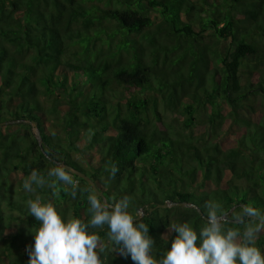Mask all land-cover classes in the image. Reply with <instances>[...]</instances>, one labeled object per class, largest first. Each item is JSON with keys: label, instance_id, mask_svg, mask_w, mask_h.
<instances>
[{"label": "trees", "instance_id": "obj_1", "mask_svg": "<svg viewBox=\"0 0 264 264\" xmlns=\"http://www.w3.org/2000/svg\"><path fill=\"white\" fill-rule=\"evenodd\" d=\"M160 105L185 111V129L206 112L208 129L184 140ZM14 119L42 138L26 122L0 126V264H28L39 223L28 199L87 220V195L102 198L71 173L75 199L59 185L23 190L60 160L108 203L129 196L157 255L172 224L202 225L206 201L264 214V0H0V122ZM104 260L133 264L119 249Z\"/></svg>", "mask_w": 264, "mask_h": 264}, {"label": "clouds", "instance_id": "obj_2", "mask_svg": "<svg viewBox=\"0 0 264 264\" xmlns=\"http://www.w3.org/2000/svg\"><path fill=\"white\" fill-rule=\"evenodd\" d=\"M106 170L114 178L119 169L113 163ZM71 171L62 163L49 168L46 176L33 170L23 180L22 188L36 193L47 187L55 196L59 185L65 192L70 189L75 199L83 189ZM87 202L88 217L84 220L69 218L40 195L26 201L27 215L39 222L31 228L33 243L26 246L28 264H105L104 257L116 249L133 264H264V251L256 244L258 234L264 230V214L252 207L242 206L230 214L219 201H206L202 225L196 227L187 221L172 224L170 246L157 255L149 224L141 220L139 212L130 211L129 196L108 203L89 194ZM105 226L107 238L102 240L100 231Z\"/></svg>", "mask_w": 264, "mask_h": 264}, {"label": "rangeland", "instance_id": "obj_3", "mask_svg": "<svg viewBox=\"0 0 264 264\" xmlns=\"http://www.w3.org/2000/svg\"><path fill=\"white\" fill-rule=\"evenodd\" d=\"M115 88L118 89L119 87L116 86ZM120 90H124V89L121 88ZM158 110L161 112V114H165L163 115V120L169 126H172V128H177V130H181V133H182L181 137L184 140H189L192 136L194 137L196 135L201 134L202 132H206V130L208 129V120L206 117V112L197 113V117H196L194 124L190 128L185 129L184 124H183L184 119L187 117V113L185 111L182 110L180 112L179 111L178 112H168V111H165L161 105L159 106ZM151 114H154V113H151ZM34 132H35V129H34ZM232 142H233V138L232 136H229V138L227 137V140L225 141V145L229 146L231 145ZM210 186L212 187L211 183H209V187Z\"/></svg>", "mask_w": 264, "mask_h": 264}, {"label": "water", "instance_id": "obj_4", "mask_svg": "<svg viewBox=\"0 0 264 264\" xmlns=\"http://www.w3.org/2000/svg\"><path fill=\"white\" fill-rule=\"evenodd\" d=\"M18 122H26V123H29V124L33 125L34 126V129H35V135H36V137L38 139L39 144H41V138H42L41 137V133H40V130L38 128L37 122L34 121V120H25V119L8 120V121L0 122V126H5V125L11 124V123H18ZM58 163L59 164L62 163L64 165H67V167L72 170L70 172L71 174L78 175V176L84 178L85 180H87V182L93 187V189L95 190V192H97L98 195H100L103 199H105L104 193L98 188V186L96 185L95 181L92 178H90L87 174H85L81 170L75 168L74 166L65 163L64 160H60V161H58ZM173 204H174V202H165L163 204H158L155 207H151V210H153L156 207H164L165 208V207L170 206V205H173ZM178 204H180V205H192V206H195L193 204L184 203V202H178ZM195 207H197V206H195ZM140 217H141V215H140Z\"/></svg>", "mask_w": 264, "mask_h": 264}]
</instances>
